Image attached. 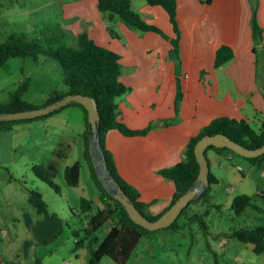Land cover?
<instances>
[{
    "label": "crops",
    "instance_id": "0c3cea01",
    "mask_svg": "<svg viewBox=\"0 0 264 264\" xmlns=\"http://www.w3.org/2000/svg\"><path fill=\"white\" fill-rule=\"evenodd\" d=\"M87 5L79 7L81 18L67 24L65 29L71 37L86 31L97 43L121 55L120 78L131 89L119 96L118 117L132 128H142L150 122L155 126L148 134L135 136L109 130L106 145L114 155L119 174L136 186L141 200L149 203L148 210L158 214L171 204L175 192L174 181L164 177L160 170L183 159L187 143L203 126L217 116L246 119L250 124L254 122L258 129L264 121V58L261 60L263 68L260 66L257 70V55L260 56L259 51L264 52V0H180L177 20L181 30V65L178 70L170 57L169 39L156 31L131 29L118 17L110 21L107 14L99 11L97 0H89ZM253 8L262 28L260 44L253 37L251 27ZM141 10L147 22L158 25L170 37L175 35L163 7L146 3ZM109 24L119 36L108 31ZM223 44L229 45L234 55L227 63L216 67V51ZM177 78L182 85L183 100L179 119L171 121L176 116ZM78 109L83 111V123H78L75 136L65 140L66 149L58 150L55 146V158L43 165L48 166L54 177L59 173L64 176L65 168L77 162L80 163L81 177L83 165H88L83 158L87 127L85 112L80 107ZM61 113L62 110L41 120L0 124V155L4 156L6 150L12 151L14 138L31 130L36 121L54 127L60 124V128L67 126L69 121L61 118ZM59 135H62L60 131ZM212 151L214 158L224 153ZM227 156L230 158L232 154ZM0 164L7 166L9 175L4 180L6 185H11L4 190V199L0 202V264H38L39 261L45 264L54 249L40 256L39 246L60 233L61 218L56 213V217L47 219L29 202L28 190L31 188L13 184V181H24L23 174H15V158H0ZM25 164L33 172V167L40 165L32 161ZM79 185L80 179L78 185L72 187ZM81 197L90 199L85 195ZM92 202L90 211L82 212L80 208L83 216L92 221L90 228L96 224V211L105 206L100 190L94 213ZM110 228L111 225L108 231ZM87 231L83 237L74 232L75 245L83 240L77 250L74 245V251L81 247L86 251L90 239L98 236L96 231L90 236Z\"/></svg>",
    "mask_w": 264,
    "mask_h": 264
},
{
    "label": "rangeland",
    "instance_id": "374dc122",
    "mask_svg": "<svg viewBox=\"0 0 264 264\" xmlns=\"http://www.w3.org/2000/svg\"><path fill=\"white\" fill-rule=\"evenodd\" d=\"M87 2L89 0H0V42L14 32H25L28 37L37 38L47 29L49 31H45L46 34L52 35L53 30L59 31L75 19L79 20L82 15L79 7L84 5L85 8ZM146 3V0H132V8L142 16L141 7ZM114 26L119 29L117 24ZM69 39L70 42L74 41L70 35ZM259 54L262 60L264 52L259 51ZM25 79H29V86L23 98L35 105L45 103L53 91L64 93L67 90L63 69L57 59L41 55L35 61L31 57L14 56L0 66V102L6 101L10 92L20 87ZM119 100L118 97L117 102ZM78 108L70 105L62 109L60 117L69 121L62 128L60 124L54 127L36 121L31 130L23 131L14 138L15 147L12 151L6 150L4 156L0 155V158H15V174L24 175V181H13V184L40 191L50 212L57 213L61 218L60 233L50 242L39 246L40 256L54 249L52 255L48 254L45 264H87L90 256L88 248L86 251L84 247L79 251L73 250L77 239L74 232H79L83 237L92 225V221L87 220L80 211L79 196L85 195L94 201L92 213L97 209L100 189L89 164L83 165L78 187L68 185L62 173L53 177L60 186V192L25 164L26 161H32L46 165L51 158H55V146L58 150L66 149L65 140L75 136L78 123H83V111ZM175 118L179 119V113ZM251 124L258 129L254 122ZM59 131L62 135H59ZM228 154H232V157L229 158ZM206 156L210 159V169L215 179L207 198H199L191 203L179 216L177 226L161 228L144 236L124 264H264V252L255 253L254 244L233 236L236 230L264 225V158L258 166L230 150L214 158L212 149H208ZM6 167L0 164V202L4 199V190L11 187L4 180L9 175ZM242 193L249 194L252 203L241 214H236L231 202ZM193 214L202 216L207 225L206 233L198 221L190 219ZM111 221L98 227L96 234L99 239L105 237L109 226L113 225ZM99 264L118 263L105 255Z\"/></svg>",
    "mask_w": 264,
    "mask_h": 264
},
{
    "label": "trees",
    "instance_id": "16d2710c",
    "mask_svg": "<svg viewBox=\"0 0 264 264\" xmlns=\"http://www.w3.org/2000/svg\"><path fill=\"white\" fill-rule=\"evenodd\" d=\"M146 1L149 5H159L167 11L175 33L173 37L168 36L158 25L147 22L132 8V0H97V7L102 14H107L110 21L118 17L131 29L156 31L163 37L169 39L171 43L169 51L170 57L175 61L176 69L178 70L181 65V30L177 20V6L180 0ZM251 27L253 37L257 40V42L261 41L262 28L257 21L255 8H253L252 11ZM45 31L49 30L45 29ZM45 31H43L41 36L37 38H30L25 32H14L10 34L5 41L0 42V66L5 64L10 57L14 56L31 57L33 60L38 61L41 55H45L55 58L60 62L67 90L64 93H57L56 91H53L45 103L41 105L55 101L67 93H81L89 95L97 101L100 112L98 134L108 167L115 179L120 183L122 188L135 203L137 208L149 219H156L160 216L194 183L199 172V164L194 153V146L203 135L224 133L231 139L249 148H256L264 143V121L259 129H255L246 119H237L229 116H217L213 118L208 124L203 126L196 135L191 137L184 149V157L182 160L160 170V173L164 177L174 181L175 192L171 204L167 208L158 214H152L148 210L149 203L141 200L140 191L136 188V186L129 183L119 174L114 155L106 145V136L109 130L116 129L125 136H135L146 135L155 126L153 122H150L142 128H132L118 117L119 109L117 98L131 89L130 86L125 84L120 78L122 72L121 55L117 51L97 43L86 31H82L73 36V42H70L69 33L65 28H62L59 31L53 30L52 35L46 34ZM108 31L113 36L120 35L112 24L108 25ZM233 55V49L229 45H221L216 51L215 66L219 67L224 65L232 59ZM260 66L262 67L263 63L261 62L260 56L257 55V70L260 69ZM28 86L29 79H25L20 87L10 92L9 98L6 101L0 102V111L24 110L40 106L23 98V94L28 89ZM182 100V85L180 80L177 78V92L175 98L176 117L180 111ZM70 105L79 106L85 112L87 127L84 133L83 155L90 166L96 182L99 185V189L102 192L101 200L105 204L103 208H99L96 211V224L87 231V234L89 236L94 234L98 227L102 226L111 219L114 222L107 235L102 240H100L98 236H93L90 239L88 244L90 257L87 264H99L105 255L111 256L118 264H124L141 239L157 230H149L133 221L123 204L108 193L98 180L89 150V139L92 135V127L88 120L87 109L81 103L73 101L46 115L27 119L0 121V124L6 125L47 117L60 112L62 109ZM175 120L176 118H173L171 121ZM208 149H213L219 152L228 150L235 152L228 147H216L214 145H209L205 150V153ZM245 158L260 166L264 158V153L259 156ZM208 161L210 164L209 159ZM48 169V166L43 165H35L33 167L37 176L55 188L56 191L60 192V186L53 179L54 173H50ZM47 171L49 172V175L47 174ZM64 176L68 185H78L80 179V163L77 162L71 166H67L64 170ZM209 179L210 185L208 188L202 194L193 198L188 205L184 207L181 214H183L187 207L191 203L195 202L196 199L207 198L210 192V186L215 182L211 169L209 172ZM28 200L37 209V211L43 214L47 219L57 216L56 213H51L49 211L48 203L40 191L36 189H29ZM92 203V200L81 197V211H90L92 209ZM251 203L252 197L247 193H242L236 195L232 199L231 208L236 214H241L247 206L251 205ZM254 207L258 208L257 205H254ZM178 218L170 224L168 228L177 226ZM190 219L192 221H198L204 230V233H206L207 225L201 215L193 214L190 216ZM233 236L240 241L254 244L253 250L255 253L260 254L264 252V225L253 229L246 228L236 230L234 231ZM82 242L83 240L78 241L74 250H77ZM38 264H40V261Z\"/></svg>",
    "mask_w": 264,
    "mask_h": 264
},
{
    "label": "water",
    "instance_id": "95a60500",
    "mask_svg": "<svg viewBox=\"0 0 264 264\" xmlns=\"http://www.w3.org/2000/svg\"><path fill=\"white\" fill-rule=\"evenodd\" d=\"M73 101L81 103L88 112V120L92 127V135L89 139V150L98 180L108 193L123 204L133 221L149 230H158L168 227L178 218L184 207H186L193 198L199 196L208 188L210 185V164L205 150L209 145L228 147L244 157H255L264 153V143L256 148H249L236 142L224 133L203 135L194 146V153L199 164V172L194 183L160 216L156 219H149L137 208L108 167L98 134L100 112L97 101L92 96L81 93H67L55 101L34 108L16 111H0V121L27 119L46 115Z\"/></svg>",
    "mask_w": 264,
    "mask_h": 264
},
{
    "label": "built area",
    "instance_id": "2783aa9c",
    "mask_svg": "<svg viewBox=\"0 0 264 264\" xmlns=\"http://www.w3.org/2000/svg\"><path fill=\"white\" fill-rule=\"evenodd\" d=\"M262 47L264 48V43H262ZM238 168L240 169V168H241V166H240V165H238Z\"/></svg>",
    "mask_w": 264,
    "mask_h": 264
}]
</instances>
